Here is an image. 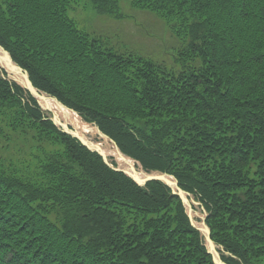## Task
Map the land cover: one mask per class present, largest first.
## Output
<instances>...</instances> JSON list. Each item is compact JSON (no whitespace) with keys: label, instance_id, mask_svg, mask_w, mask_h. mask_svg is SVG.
Returning <instances> with one entry per match:
<instances>
[{"label":"trees","instance_id":"trees-1","mask_svg":"<svg viewBox=\"0 0 264 264\" xmlns=\"http://www.w3.org/2000/svg\"><path fill=\"white\" fill-rule=\"evenodd\" d=\"M87 1L156 15L182 67L80 28L78 0H0V45L144 170L173 175L226 264H264V0ZM0 264L214 262L169 186L111 169L0 68Z\"/></svg>","mask_w":264,"mask_h":264},{"label":"rangeland","instance_id":"rangeland-1","mask_svg":"<svg viewBox=\"0 0 264 264\" xmlns=\"http://www.w3.org/2000/svg\"><path fill=\"white\" fill-rule=\"evenodd\" d=\"M78 1L70 9L69 15L80 28L101 36L110 44L135 48L137 52L149 55L168 67H182L181 62H175L180 48L178 40L153 13L124 5L121 8L124 18H113L98 13L87 0ZM84 135L90 140H96V134L86 132Z\"/></svg>","mask_w":264,"mask_h":264},{"label":"water","instance_id":"water-1","mask_svg":"<svg viewBox=\"0 0 264 264\" xmlns=\"http://www.w3.org/2000/svg\"><path fill=\"white\" fill-rule=\"evenodd\" d=\"M264 53V49H263ZM0 67L7 73L8 79H11L15 82H17L20 86L28 90L31 95L37 100L40 107L49 112L51 114V120L53 123L63 132L73 136L74 138L78 139L86 148H88L91 151H94L98 153L105 164H107L111 169L116 171H121L125 175H127L129 178H131L136 184L138 185H145L149 181L158 180L166 184L170 187L173 194L177 195L181 201L183 202V205L185 207L187 216L191 222V224L202 234L204 237V245L207 248V251L212 256V260L214 264H226L220 256V253L218 251L217 246L213 242L211 238V231L206 223V216L204 209L201 208L202 212L199 213L195 210H193L192 205H198V202H196L189 193L182 190L179 185L176 178L172 175H169L164 172L160 171H151L146 172L143 170L141 164L134 159L124 155L116 145L114 141H112L107 135L102 133L100 129L96 126V134L100 139H107L115 148V151L121 156V158H125L127 160L132 161V164H130L128 167H123L118 163V161L115 158L116 166L112 165L109 161L108 152H106L102 146L98 142H94L91 140H88L82 133H80L78 130H76L70 123L62 120L56 113L52 112V110L49 108V106L45 103L47 99H52L54 102H56L59 106L69 110L70 112L78 114L73 110L68 108L67 106L63 105L59 100H57L55 97H51L48 94L39 91L36 87L33 86L29 75L26 71H24L20 66H18L10 56L9 52L6 51L1 45H0ZM43 102V103H42ZM104 141V140H103ZM114 156V155H113ZM115 157V156H114ZM136 164V166H135ZM195 217H198L200 220L196 221Z\"/></svg>","mask_w":264,"mask_h":264},{"label":"bare ground","instance_id":"bare-ground-1","mask_svg":"<svg viewBox=\"0 0 264 264\" xmlns=\"http://www.w3.org/2000/svg\"><path fill=\"white\" fill-rule=\"evenodd\" d=\"M43 103V102H42ZM45 103L49 106V108L52 110V112L56 113L62 120L70 123L76 130H78L80 133L85 134L86 132L95 134L96 128L92 124H87L82 119H80L76 114L70 112L69 110L59 106L56 102H54L52 99H47ZM86 138H88L86 135H84ZM104 141L101 142L102 144H105L106 146H102V148L108 152L110 155H114L116 160L120 165L123 167H128L130 164H132V161L127 160L125 158H121V156L115 151L114 146L112 143L109 142L107 139H103ZM100 143V144H101Z\"/></svg>","mask_w":264,"mask_h":264}]
</instances>
